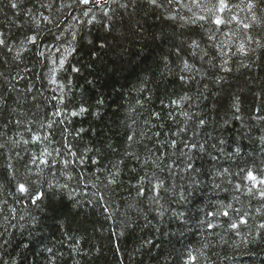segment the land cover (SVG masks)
Instances as JSON below:
<instances>
[{"label": "trees", "instance_id": "16d2710c", "mask_svg": "<svg viewBox=\"0 0 264 264\" xmlns=\"http://www.w3.org/2000/svg\"><path fill=\"white\" fill-rule=\"evenodd\" d=\"M225 3L0 0V264H264V0Z\"/></svg>", "mask_w": 264, "mask_h": 264}, {"label": "snow or ice", "instance_id": "6c2138e0", "mask_svg": "<svg viewBox=\"0 0 264 264\" xmlns=\"http://www.w3.org/2000/svg\"><path fill=\"white\" fill-rule=\"evenodd\" d=\"M78 2H79V4H81V5H85V6H86V5H88V4L91 2V0H78ZM96 2L99 3V0H96ZM147 2H148L149 4H151V5H153V6H158V5H157V0H147ZM11 6H12L13 8H16V7H17V5H16L15 3H12ZM226 7H227V4L225 3V0H219V9H218V10L221 11V12H223L224 9H225ZM249 7L251 8L252 5L249 4ZM87 14H88V13L85 12V15H87ZM202 18H203V17H201V19H202ZM45 19H46V18H45ZM233 19H235V17H234ZM214 22H215L217 25H220L221 23H223V21L221 20L220 17H216L215 20H214ZM245 27H248V25H245ZM28 42H29V43H33V44H35L36 41H35V38H33V37H29V38H28ZM3 44H4V41H3V40H0V45H3ZM193 44H195V42H193ZM242 49H243V45L241 46V50H242ZM63 63H64V60L61 59V60H60V64H61V66L63 65ZM54 71H55V70H54ZM72 71H73V72H78L79 69L73 67V68H72ZM235 107H236V110L239 111V105L236 104ZM84 111H85V109H83V108L80 109V112H81V113L84 112ZM73 115H76V113H73ZM200 124L203 125V124H204V121L201 120V121H200ZM34 139H36V137H34ZM129 139H131V138L129 137ZM41 163H46V162L42 160ZM189 167H190V166H189ZM248 178H249L250 180H255V179H256V178L252 175L251 172L248 173ZM260 183L264 184V181H260ZM17 191H18L19 193H21V194H25V193L28 192V188L26 187L25 184H23V183H19V184L17 185ZM260 196H261L262 198H264V191H261V192H260ZM40 198H41V194H39V193L36 194L35 196H33V197H32V201H33V203L35 204ZM208 215H214V213H208ZM222 215H224L225 217H227V216L229 215V213H228V211H224V212L222 213ZM240 223H245V221H244V220H241ZM209 226L211 227V225H209ZM231 227H232L233 229H235V228L237 227V225H236L235 223H233V224L231 225ZM260 227L264 228V225H261Z\"/></svg>", "mask_w": 264, "mask_h": 264}]
</instances>
